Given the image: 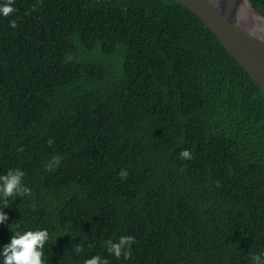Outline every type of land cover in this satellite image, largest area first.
I'll use <instances>...</instances> for the list:
<instances>
[{
  "label": "trees",
  "instance_id": "trees-1",
  "mask_svg": "<svg viewBox=\"0 0 264 264\" xmlns=\"http://www.w3.org/2000/svg\"><path fill=\"white\" fill-rule=\"evenodd\" d=\"M12 6L0 175L31 191L9 198L0 254L18 224L48 230L42 264H264V96L200 18L173 0ZM121 236L127 260L106 250Z\"/></svg>",
  "mask_w": 264,
  "mask_h": 264
},
{
  "label": "water",
  "instance_id": "water-1",
  "mask_svg": "<svg viewBox=\"0 0 264 264\" xmlns=\"http://www.w3.org/2000/svg\"><path fill=\"white\" fill-rule=\"evenodd\" d=\"M173 1L200 18L264 96V11L251 0Z\"/></svg>",
  "mask_w": 264,
  "mask_h": 264
},
{
  "label": "clouds",
  "instance_id": "clouds-1",
  "mask_svg": "<svg viewBox=\"0 0 264 264\" xmlns=\"http://www.w3.org/2000/svg\"><path fill=\"white\" fill-rule=\"evenodd\" d=\"M14 0H4V3L0 4V15L8 17L10 14L16 11L12 6ZM10 26L15 28L16 21H10ZM51 143V141H49ZM180 156L185 159H191V154L188 150H183ZM124 175V173H120ZM24 172L20 169H9L6 174L0 175V204H3V210H0V223H4L8 217L4 215V209L8 208L9 198L16 196H27L30 194V189L22 184ZM9 229L14 232L11 238V243L7 245L3 253L0 254L3 259V264H42V255L45 243L49 240L48 230H21L18 224L8 225ZM134 238L131 236H121L118 242L109 239L105 243L107 244L106 250L109 255H113L119 259L121 256L125 260L130 257L131 245L134 243ZM83 247L76 248V252L80 253ZM122 249L123 255H122ZM259 255L264 253L253 254L252 260L258 261ZM84 264H109L108 260H101V256L97 255L92 259H86Z\"/></svg>",
  "mask_w": 264,
  "mask_h": 264
}]
</instances>
